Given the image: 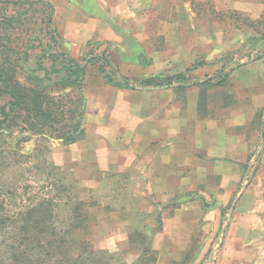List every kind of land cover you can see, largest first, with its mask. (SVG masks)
I'll list each match as a JSON object with an SVG mask.
<instances>
[{
	"label": "crops",
	"instance_id": "obj_1",
	"mask_svg": "<svg viewBox=\"0 0 264 264\" xmlns=\"http://www.w3.org/2000/svg\"><path fill=\"white\" fill-rule=\"evenodd\" d=\"M85 1L89 13L83 10ZM103 1L51 3L67 48L80 50L95 42L99 44L96 52H103L107 46L106 59L117 76L133 83L135 78L142 81L189 75L195 82L121 89L108 83L98 70L89 75L97 80L94 89L88 87V95L86 75L91 66H85L82 135L68 145L60 165H93L97 169L94 182L105 172L121 177L123 186L134 192L137 201L132 204L131 198L130 203L121 202V222L133 228L142 210L150 218L146 223L151 224L143 231L151 239L149 248L154 258L148 264H191L198 252L186 263L177 257L189 253L195 238L203 239L199 235L201 221L215 213L220 221L222 210L231 204L229 222L226 218L218 235L221 242L211 248L208 261L264 264V162L259 161L249 186H239L245 162L257 153L264 158V130L260 124L264 116V57L240 66L219 84L202 79L205 68L181 72V66L187 68L191 63L193 44L178 38L175 24L168 20L153 22L143 17L157 13L156 6L151 10L142 8L129 23L121 20L126 18L128 8H116L108 5L110 0ZM213 2L222 13L251 15L263 9L258 0ZM61 16L65 17L64 24ZM184 27L190 31L194 25L185 23ZM199 35L202 33H196L194 42L203 46ZM177 45L183 47V55L176 50ZM135 206L141 210L133 211ZM162 213L166 215L161 218ZM154 222L159 229L154 230ZM131 228L125 234L126 246L134 238ZM130 250V254L135 252ZM143 256L140 253L129 264H147Z\"/></svg>",
	"mask_w": 264,
	"mask_h": 264
},
{
	"label": "rangeland",
	"instance_id": "obj_2",
	"mask_svg": "<svg viewBox=\"0 0 264 264\" xmlns=\"http://www.w3.org/2000/svg\"><path fill=\"white\" fill-rule=\"evenodd\" d=\"M41 1L49 4L50 7L45 6ZM62 1L0 0V58L6 57L10 63L14 62L15 79L20 85L18 95L20 94L19 97L22 98V101L24 97L22 106H9L10 99L0 94V107L7 106L6 109L9 108V115L0 126V203L7 215L13 216L15 212L24 211L27 206L35 205L44 198L54 199L53 224L59 228L60 222L67 220L69 216L67 212L71 208L70 205L62 202L70 199H72L70 203L77 199L86 203L91 202L95 206L87 211L88 228L79 231L76 235L77 238L86 241L93 250L111 254L109 262L105 264H129L132 260L139 258L141 251L145 248L141 238L134 236L135 234L145 236L147 247H150L151 243L149 236L143 232L146 229L145 226L151 224L146 223L150 220L146 216V211L142 210L139 222H136L133 228H131L132 224L127 226L120 220L122 216L118 213L122 208L121 202H129L132 198V204H137L134 192L128 191L123 186L118 174L105 172L98 182H94L97 169L93 165L86 166L82 163L68 162L61 166V155L67 151L70 144L64 145L59 141L58 135L62 130H57L61 125H69L70 119L61 118L60 123L55 124V129L51 130L46 127L43 119L36 122L38 119L32 117L34 111L30 118L26 113L28 108L31 109V105L37 104V102L30 104L31 98L35 97L32 96V92L27 91L34 90L33 84L44 88L45 94L49 97L55 96L62 100L65 98L64 103L67 107L65 110L72 107L73 91L71 93L70 88H65L62 80L67 73L74 74L76 67L67 62L63 55L84 67L91 66L86 75L88 80L86 81V93L88 95V87L94 89L96 86L93 84L96 78H90L94 71L102 69L108 75L113 73L114 79H124L117 76L114 66L107 61L105 54L107 46L102 48L105 49L103 52L100 50L96 52L99 44L95 45V42L80 50L69 45L67 48L58 29L59 23L55 22L54 10L51 5V3L60 4ZM109 2L108 5L111 4L116 8L120 6L128 8L126 18L120 19L129 20V23L134 22L142 8L151 10V7L156 6L154 8L157 13L140 16L153 22L168 20L169 23L175 24L176 36L193 44L192 54L194 55L191 58V63L187 68L181 66V72L187 69V72L193 73L199 68H205L202 79L220 83L228 80L231 73L240 66L248 64L251 60L264 57V0H258L259 4L263 6L262 11L251 15L235 11L222 13L215 9L213 0H110ZM70 7L73 6L70 4ZM83 8H85L83 9L85 12L89 13L86 1ZM64 19L65 17L61 16V24H64ZM85 20L87 21V19ZM121 22L123 23V21ZM185 23L193 24V30L184 29ZM199 32L202 35L197 38H200L203 46H196L194 42L196 33L199 34ZM175 48L183 55V47L177 45ZM53 56H57V58H52ZM239 62L244 64L240 65ZM182 79L184 82H195V79L192 80L193 77L190 75ZM133 81L137 84L135 86L139 87L140 80L135 78ZM22 89L23 94H27L23 97H21ZM63 91L66 93L63 94ZM0 120H3L1 115ZM260 124L264 130V116L263 122ZM262 132L264 136V131ZM263 159L262 154L257 153L252 160L245 162L241 168L240 187L246 188L254 181L259 161L264 162ZM261 166H263L262 163ZM261 169L264 170V167ZM111 181H113V185H109ZM61 185H68L72 188L64 192ZM132 208L133 211L141 210L136 206ZM228 209L229 207L222 210L220 221H217L216 213L211 214L210 219L201 221L199 235L205 238H195L189 253L183 258L180 254L177 260L185 259L186 263L192 258L194 252H198V256L194 257L191 264H208L211 248L217 242H221L218 235L221 233V228L226 225ZM165 215L166 213H162L160 217ZM208 221L211 222V226L208 225ZM153 225L154 230L159 229V224L154 222ZM18 227L19 224L14 229L11 225L0 229V264H9L2 252L11 246V236L18 232ZM128 228H131V234H134L133 244L131 243L130 246H126L125 239V234L129 231ZM211 231L215 233L214 236ZM131 248L137 249L138 252L134 249L135 252L130 254ZM106 250L113 252L110 253ZM215 255L212 256L213 259ZM101 256L99 255V257ZM147 256L153 257V254ZM149 262L150 259L147 264ZM213 262L214 260L212 264ZM92 264L102 263L95 261Z\"/></svg>",
	"mask_w": 264,
	"mask_h": 264
},
{
	"label": "trees",
	"instance_id": "obj_3",
	"mask_svg": "<svg viewBox=\"0 0 264 264\" xmlns=\"http://www.w3.org/2000/svg\"><path fill=\"white\" fill-rule=\"evenodd\" d=\"M45 6L50 7L46 2L41 1ZM264 56V55H263ZM62 57V56H61ZM67 62L73 64L76 68L74 74L67 73L62 80V84L65 88H70L72 97V107L69 110H65L66 104L64 99L57 98L55 96H48L45 94V89L41 88L38 84H33L34 90H27L32 92L30 104L37 102L36 105L28 108L27 115L32 114L33 118L39 121L43 119L47 128L51 130L55 129V124L60 123V119L66 117L70 119V124L65 126L61 125L59 130L62 132L58 135L59 141L64 145L73 144L81 138L82 135V115L84 109L85 96L82 91V81L84 76V66L77 64L75 61L63 55ZM52 58H57L53 56ZM14 63V62H13ZM13 63H10L6 57L0 58V94L7 96L10 99L9 106H22L24 103V97L27 94H23L21 90L22 98H20L19 87L17 83L16 69ZM104 74L105 80L112 84L116 88L121 89H135V83L130 82L128 79H114V74H105L102 69H99ZM172 82L184 83V80L180 76L166 77V78H149L140 81L139 85L142 87H155L162 85H170ZM219 84V82L217 83ZM66 93L63 91V94ZM59 99V100H57ZM58 101V102H57ZM32 102V103H31ZM7 106L0 107V115L3 116V120H0V126L7 119L9 115V108ZM35 107V108H34ZM24 111V110H23ZM59 111V112H57ZM57 113L58 117H57ZM52 123V124H51ZM67 186V187H65ZM62 191L66 192L72 187L68 185L60 186ZM61 191V193H62ZM60 201V200H59ZM72 199L62 202L70 205V211L67 220L61 221L59 228L53 224L54 213V199L44 198L38 201L35 205H29L24 211H17L13 216H8L7 212L0 203V229H4L8 225H11L13 229L19 224L18 232L11 236L12 244L2 255L6 258L9 264H92L95 261L105 264L109 262L111 254L104 251L93 250L86 241L77 238V233L88 228V209L95 206L91 202H84L81 200ZM58 205V204H57ZM14 219V220H13ZM141 238L145 248L141 251L145 261H153V257L147 256L153 254L149 246L147 247V240L143 235H134ZM145 243V244H144ZM142 245V243H141ZM132 249V248H131ZM135 249V248H133ZM138 252L137 249H135ZM99 255H102L99 257ZM93 256V257H92ZM94 259V260H93ZM103 261V262H102Z\"/></svg>",
	"mask_w": 264,
	"mask_h": 264
},
{
	"label": "water",
	"instance_id": "obj_4",
	"mask_svg": "<svg viewBox=\"0 0 264 264\" xmlns=\"http://www.w3.org/2000/svg\"><path fill=\"white\" fill-rule=\"evenodd\" d=\"M239 64H241V62H239ZM174 85H169V86H165V87H173ZM232 210H233V204H231L229 210H228V217L226 219V223L229 222V219H230V215L232 213Z\"/></svg>",
	"mask_w": 264,
	"mask_h": 264
}]
</instances>
